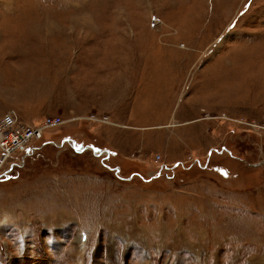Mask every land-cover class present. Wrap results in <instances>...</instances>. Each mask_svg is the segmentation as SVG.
<instances>
[{"label": "rangeland", "instance_id": "374dc122", "mask_svg": "<svg viewBox=\"0 0 264 264\" xmlns=\"http://www.w3.org/2000/svg\"><path fill=\"white\" fill-rule=\"evenodd\" d=\"M11 110L0 264H264V0H0Z\"/></svg>", "mask_w": 264, "mask_h": 264}, {"label": "built area", "instance_id": "2783aa9c", "mask_svg": "<svg viewBox=\"0 0 264 264\" xmlns=\"http://www.w3.org/2000/svg\"><path fill=\"white\" fill-rule=\"evenodd\" d=\"M157 18L152 20L156 23ZM14 110L8 111L0 118V173L2 172L5 161L9 158L18 160V155L25 156L33 154L37 148L32 142L43 138L46 128L55 127L65 122L60 118H46L40 124H28L18 121ZM53 144V142H44L43 144ZM14 165L20 162L12 160ZM4 173V171H3Z\"/></svg>", "mask_w": 264, "mask_h": 264}, {"label": "snow or ice", "instance_id": "6c2138e0", "mask_svg": "<svg viewBox=\"0 0 264 264\" xmlns=\"http://www.w3.org/2000/svg\"><path fill=\"white\" fill-rule=\"evenodd\" d=\"M79 150V149H78Z\"/></svg>", "mask_w": 264, "mask_h": 264}]
</instances>
